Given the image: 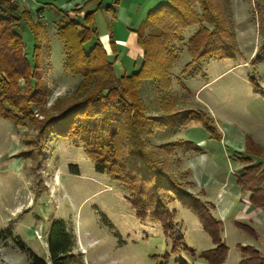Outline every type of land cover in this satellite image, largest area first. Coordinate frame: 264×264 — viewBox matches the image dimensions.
Returning a JSON list of instances; mask_svg holds the SVG:
<instances>
[{"label": "rangeland", "instance_id": "rangeland-1", "mask_svg": "<svg viewBox=\"0 0 264 264\" xmlns=\"http://www.w3.org/2000/svg\"><path fill=\"white\" fill-rule=\"evenodd\" d=\"M33 1L18 5L45 24L48 50H43L44 60L36 65L39 70L33 67L34 33L22 19L14 30L23 48L16 50L15 57L18 61L26 57L31 66L28 76L9 77L0 64V107H8L3 111L9 110L21 121H11L15 118L0 112V232L10 230L47 264V232L54 220H63L71 230L74 253L82 264H208L201 255L215 246L198 219L178 202L171 198L165 202L173 218L165 234L158 222L135 217L125 174L128 134L134 133L146 160L170 167L182 187L222 221L221 237L228 248L222 264H239L242 243L254 245L264 264V206L255 207L250 203L253 193L242 195L236 188L247 165L250 176L244 177L245 182L250 178L264 186V55L256 56L264 47L259 30L260 22L264 27V0H210L212 14L219 17L224 9L230 22L226 29L231 35L234 31V57L193 62L196 53L187 45L199 27L191 26L177 31L176 41L165 45L164 51H169L162 69L157 62L151 63L150 56L146 75L153 74L131 80L118 78L139 72L143 49L137 42L141 54L137 53L116 39L127 40L135 34L138 40L149 13L168 0L159 5H155L158 0H134L133 4L81 0L83 17L88 16L94 31L91 41L106 46L115 76L100 55L95 63L83 60L76 48L70 63L64 64L58 23L52 25L57 10ZM41 1L59 8L66 0ZM66 6L63 9H73ZM193 7L199 12L198 4ZM40 12L44 18L36 17ZM203 26L213 31L212 24ZM91 44L84 46L87 52ZM105 87L111 88L107 102L118 106L119 116L79 118L81 125L64 137L40 133L45 120L61 116L89 96L95 100ZM184 141L196 144L200 153L188 152ZM105 144L108 150L102 149ZM238 154L253 161L242 164ZM95 161L104 164L105 173L94 170ZM69 166H76L78 174H72ZM244 186L255 187L249 181ZM258 195L254 193L255 198ZM227 206L224 219L219 218ZM251 249L245 250L244 258L254 263L258 259ZM0 264H29L6 235L0 237Z\"/></svg>", "mask_w": 264, "mask_h": 264}, {"label": "trees", "instance_id": "trees-1", "mask_svg": "<svg viewBox=\"0 0 264 264\" xmlns=\"http://www.w3.org/2000/svg\"><path fill=\"white\" fill-rule=\"evenodd\" d=\"M210 0H168L166 4H160L149 13V18L142 27L138 34V44L143 49V63L139 72L134 73L131 77H120L118 79L131 80L137 76H143V78L152 75V71L147 73L149 65V57L153 56V61L157 62L156 67L162 69L163 60L165 54L169 51H164L167 43H173L176 41L177 31L185 30L191 26H198V31L189 39L188 49L191 53H196V56L191 55L194 59L193 62L200 61L206 58H219L230 59L234 57L236 51V43L234 39V31L232 29V35L226 29V25L230 26V22L227 21V16L223 10L220 12L219 17H215L211 10L213 9L209 5ZM198 4L199 12L202 11V16L199 12L195 11L194 5ZM214 9H217L215 7ZM79 11V10H78ZM61 15V19L57 26V35L64 43L65 62L70 63L73 58V48L80 51V57L83 60L88 59L95 63L97 54L101 56V60L104 66L112 71V62L107 57L105 50L98 42H92L93 29L88 20V16L84 15L82 23H77L69 18L62 11L57 10ZM19 14V17H15ZM22 19L24 25H29L34 33V50L32 51V58L34 61V69L39 70L36 67L37 63H41L44 59L43 50H48L46 44L47 34L44 30V26L38 21V19H32L30 14L25 10H20L18 3H9L5 0H0V56L4 58L0 62L2 66L3 74L7 76L18 75L20 78L25 79L30 70L29 63L25 58L21 61L16 60L15 52L19 48H23L20 35L14 30L16 24ZM200 19H202L200 21ZM206 23L212 24L213 31L208 32L203 26ZM262 25V26H261ZM147 30L152 32L147 33ZM259 30L264 34L263 24L260 22ZM232 40V43L230 42ZM94 41V40H93ZM91 42V47L87 52L84 46ZM230 42V43H229ZM264 45V44H263ZM258 55H264V47L258 50ZM5 63V64H4ZM4 64V65H2ZM19 64L21 66H19ZM159 74V73H158ZM146 75V76H145ZM157 76V72L154 73ZM117 78V77H116ZM154 78V77H153ZM111 88L105 87L104 91L99 92V96L94 100L91 96L85 98V100L79 101L68 107L61 116L48 118L43 122V126L40 130L41 134H47V132L57 134L61 137L68 135L74 127L81 125L77 119L87 120L88 118L101 117L110 118L109 115L119 116L115 110H118V106L114 103H108L109 95L111 94ZM109 94V95H108ZM110 105V107H109ZM3 104H1L0 112L4 113L6 117H14V114H9V110L3 111ZM9 109L8 107H5ZM121 115H124V111H120ZM109 116V117H108ZM92 117V118H91ZM15 122H21L15 118L11 120ZM119 121V120H117ZM116 121V122H117ZM100 121V125H101ZM103 125V124H102ZM101 125V126H102ZM134 135V136H133ZM115 136V134H113ZM128 143L125 160L126 163L125 174L126 178L130 180L128 184H131L130 191L133 194L129 198V203L134 211L135 217L138 220H145L150 218L151 220L161 224V229L165 234L168 232L169 227L172 225V213L167 209L166 201L170 198L173 201L178 202L198 219L202 229L210 236L213 245V249L204 252L201 257L208 264H222L227 256L228 248L222 241V222L216 219L210 210L201 204V200L196 196L190 194L186 189L182 187V183H179L173 173H171L170 167H162L158 164L152 163L146 160L143 150L141 151L137 144L138 137L134 133L128 134ZM110 144V143H108ZM104 145L102 149H109V145ZM185 149L187 151H195L200 153L197 145L184 141ZM188 147H187V146ZM240 156L241 163H248L253 160L250 158H242ZM93 158V157H92ZM116 158V154L113 156V160ZM104 161L108 162L106 157H103ZM249 164V163H248ZM246 167L239 174L237 180V188L240 193L250 192L253 193L250 198V203L254 202L255 207L264 206V186L257 181L248 178L245 182L244 177L247 173ZM72 174H78V168L76 166H69ZM94 170L97 173H105L106 169L101 161L94 162ZM189 174V170H187ZM126 181V180H125ZM253 182V188H245L244 185L247 182ZM127 184V182H123ZM129 184V185H130ZM259 192V195L255 198L254 193ZM260 196V197H259ZM259 197V198H258ZM213 207L214 205L210 203ZM253 205V204H252ZM6 235L17 247L20 253L24 254L29 264H47L45 259H42L35 255L29 248H27L18 236H14L10 230L0 232V237ZM172 240V239H171ZM174 244V241L172 242ZM172 244V249L175 250V245ZM249 246L241 247L242 259L239 264H263L258 252L254 249L251 251L256 254L258 261L252 262L251 258H244L245 250L249 249ZM75 239L71 230L67 227L63 220H54L47 232V251L50 264H82L81 258L78 254L74 253Z\"/></svg>", "mask_w": 264, "mask_h": 264}, {"label": "crops", "instance_id": "crops-1", "mask_svg": "<svg viewBox=\"0 0 264 264\" xmlns=\"http://www.w3.org/2000/svg\"><path fill=\"white\" fill-rule=\"evenodd\" d=\"M82 1H84V0H82ZM162 1L164 2L165 0H158L155 5H159ZM33 2L34 3H38L36 5H39L41 3L42 4H47V6L49 8H54L56 10L62 11L64 14H66V16L69 18V20H74L77 23H82L81 19L83 17V8H85V6L81 7V0H66L65 2H63L61 4V6L59 8H57V6H54V4H52L51 2L50 3H46L45 1H41V0H34ZM129 2H131V4H133L134 0H119V4H121V3L125 4V3H129ZM22 3H24V1ZM65 5H67L66 8H69V7L73 6V9H71V10L63 9L65 7ZM120 8H121V6L117 8V13H120ZM123 11L125 13L129 14L128 10H124L123 9ZM55 15H56L55 22H53V24H52L54 26L57 25V23L59 22V18L61 17V15L58 12H55ZM36 17L44 18L45 17L44 16V12H40L39 14L36 13ZM128 19L130 20V18H128ZM44 26H45V24H44ZM56 31H57V27H56ZM127 37H128L127 40H124V39H118L117 40L116 39V41H117L118 44L124 45V46L126 45V46L130 47L131 49H133L134 51H136L137 53L141 54L140 48H139V46L137 44L136 35L133 34V35H130V36H127ZM98 43L100 44V42H98ZM101 46L106 49V46H104L102 43H101ZM116 57H117V55L114 56V59H116ZM223 187H225V186H223ZM244 194H247V192L242 193V195H244ZM228 208H229L228 206L223 208V211L220 212V217L219 218L224 219L223 216H222L223 212H227ZM239 246L245 247L243 243L241 245H239ZM247 246L252 247L254 250H256L259 253V256H261L260 252L258 251L257 248L254 247V245L251 244V245H247Z\"/></svg>", "mask_w": 264, "mask_h": 264}, {"label": "built area", "instance_id": "built-area-1", "mask_svg": "<svg viewBox=\"0 0 264 264\" xmlns=\"http://www.w3.org/2000/svg\"><path fill=\"white\" fill-rule=\"evenodd\" d=\"M5 1H7L9 3H18L19 4L20 2H23L25 0H5ZM36 238L40 240L41 239V236L36 233Z\"/></svg>", "mask_w": 264, "mask_h": 264}]
</instances>
